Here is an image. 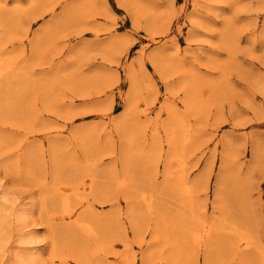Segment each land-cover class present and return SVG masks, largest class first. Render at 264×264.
<instances>
[{
	"label": "rangeland",
	"instance_id": "rangeland-1",
	"mask_svg": "<svg viewBox=\"0 0 264 264\" xmlns=\"http://www.w3.org/2000/svg\"><path fill=\"white\" fill-rule=\"evenodd\" d=\"M0 224V264H264V0H0Z\"/></svg>",
	"mask_w": 264,
	"mask_h": 264
},
{
	"label": "bare ground",
	"instance_id": "bare-ground-1",
	"mask_svg": "<svg viewBox=\"0 0 264 264\" xmlns=\"http://www.w3.org/2000/svg\"><path fill=\"white\" fill-rule=\"evenodd\" d=\"M153 16V15H152ZM2 222V221H1ZM1 225V224H0Z\"/></svg>",
	"mask_w": 264,
	"mask_h": 264
}]
</instances>
